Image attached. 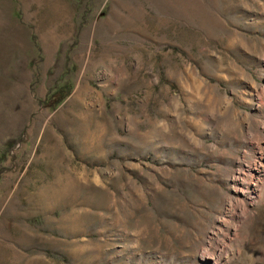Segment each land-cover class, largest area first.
Returning <instances> with one entry per match:
<instances>
[{"label":"rangeland","instance_id":"1","mask_svg":"<svg viewBox=\"0 0 264 264\" xmlns=\"http://www.w3.org/2000/svg\"><path fill=\"white\" fill-rule=\"evenodd\" d=\"M260 161L264 0H0V264H264Z\"/></svg>","mask_w":264,"mask_h":264},{"label":"trees","instance_id":"2","mask_svg":"<svg viewBox=\"0 0 264 264\" xmlns=\"http://www.w3.org/2000/svg\"><path fill=\"white\" fill-rule=\"evenodd\" d=\"M66 92L65 91H57L46 98H44L43 103L46 104L47 106H52L55 107L64 97H65Z\"/></svg>","mask_w":264,"mask_h":264},{"label":"bare ground","instance_id":"3","mask_svg":"<svg viewBox=\"0 0 264 264\" xmlns=\"http://www.w3.org/2000/svg\"><path fill=\"white\" fill-rule=\"evenodd\" d=\"M261 163L259 164V165H257L256 166V170L258 171L256 174H255V176L257 177V179H259L260 178V176L262 175V173H263V170H264V165H263V163H262V161H260ZM256 185V184H255ZM248 188V187H247ZM254 192V191H253Z\"/></svg>","mask_w":264,"mask_h":264}]
</instances>
